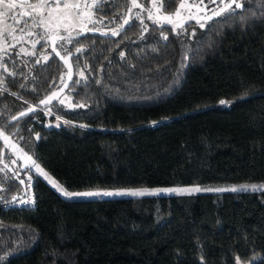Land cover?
<instances>
[{
  "label": "trees",
  "instance_id": "1",
  "mask_svg": "<svg viewBox=\"0 0 264 264\" xmlns=\"http://www.w3.org/2000/svg\"><path fill=\"white\" fill-rule=\"evenodd\" d=\"M157 2L171 12L180 0ZM103 3L94 19L139 14L143 24L131 19L118 35L88 32L66 45L67 102L61 94L47 117L38 108L9 120L61 79L62 63L53 54L6 62L0 264H264V191L68 199L36 175L31 203L11 199L20 177L28 184V165L17 160V176L5 165L16 141L73 189L264 180V0H240L199 30L186 18L180 32L149 20L145 1L128 16L127 0Z\"/></svg>",
  "mask_w": 264,
  "mask_h": 264
},
{
  "label": "snow or ice",
  "instance_id": "2",
  "mask_svg": "<svg viewBox=\"0 0 264 264\" xmlns=\"http://www.w3.org/2000/svg\"><path fill=\"white\" fill-rule=\"evenodd\" d=\"M104 0H99V4H102ZM169 3H173L174 0H168ZM99 4H89L87 0H35V2H31V0H22V3L17 4L15 0H0V40L7 44V47H0V51L3 52L4 56H8L9 52L16 47V44H19L22 40H27L28 37H34L31 41H28L32 44V48L35 49L37 44H41L43 41L45 44L50 43L52 45V51L58 56L61 60H63L66 64L68 63V57L72 55L71 52H68L66 45L73 44L74 41H78V38L84 35L85 32L93 31V28L88 27L89 24L103 23V19H94V12L100 10ZM215 5L216 7L209 9L208 5ZM202 7H197L198 13H203V19L199 16H193L189 13L188 20L195 19L196 23L199 24L201 28H204L208 21H211L215 17H219L222 15L231 14L235 11V9L241 8L243 5L237 0H228L225 3V0H219V4L217 0H208V4H204L203 0H201ZM220 5H223L222 7ZM233 5L235 7H233ZM141 7L136 3V0H132V8ZM185 4L180 3L174 14L164 15L162 17H154L152 12H148V19L152 20L154 24H161L163 26L164 23L173 25V29H179V31H184V26L188 23V20H183L181 17V10L185 9ZM17 8L24 9L23 12H17ZM162 9V5H161ZM161 9H157L160 11ZM132 9H129L131 12ZM208 11L211 14H208ZM16 16H20L21 19H16ZM174 17L176 19H174ZM11 20L12 23H8L7 20ZM131 19L140 20L141 24H143V20L140 15L137 14L135 17H130L129 19H124L123 23L119 24L118 28L120 30L124 29L126 25L131 22ZM23 23V27L18 29L20 35L18 36L17 27L14 25H20ZM39 29V31H37ZM144 31H147V28H144ZM65 33L62 35L61 33ZM75 33V34H74ZM107 35L108 33H103ZM118 30L111 31V35H118ZM194 35V33H193ZM11 39L14 43H8L7 38ZM167 39V37H164ZM57 47L63 49L67 56L61 55L59 51H57ZM83 51L82 48H76V52L79 53ZM36 55L35 51H29L25 47L21 46L16 55ZM123 56V53H121ZM44 61H48L50 59L49 56L43 57ZM0 60H3V57H0ZM36 64H40L41 61L37 59L35 61ZM3 67L4 71H7L6 64L0 65ZM10 75H15V73H10ZM71 65H69L68 76L71 79ZM83 76V73H80ZM78 83V81H77ZM57 96L56 92H53L51 96L47 97L45 100H41L40 104L47 107L49 102ZM60 104H63L64 101L60 100ZM221 104H225V101H220ZM82 107L83 105H78ZM35 111L34 108H29L27 112H21L19 114L20 117L25 115H29L31 112ZM49 115L51 112L48 113ZM17 116H13L12 120H17ZM157 123V122H153ZM0 136L3 137L5 144L8 143L9 137L4 135L3 130H0ZM39 138V137H37ZM13 148L16 146L13 145ZM22 151V149L20 150ZM23 158L26 161L32 160L31 156H28L27 153H24ZM15 163V161H13ZM33 166L36 169V172L40 177L46 179L54 188H56L65 198L72 199L75 197H100V196H120V195H132V196H145V195H155L161 192H175V191H191V192H199L201 189L199 187L192 188L190 190L187 189H127V190H116V191H85V192H70L66 190L61 184L52 179L48 173H46L38 164H35V161L32 162ZM6 167V166H5ZM29 181L32 180V177H28ZM20 183H24L23 180H20ZM211 190V189H208ZM228 189H216V191H223ZM231 191H264V184L261 185H243L239 189L232 188ZM16 198H13V202H15ZM27 203L28 201H23Z\"/></svg>",
  "mask_w": 264,
  "mask_h": 264
},
{
  "label": "rangeland",
  "instance_id": "3",
  "mask_svg": "<svg viewBox=\"0 0 264 264\" xmlns=\"http://www.w3.org/2000/svg\"><path fill=\"white\" fill-rule=\"evenodd\" d=\"M20 1H22V0H20ZM144 1H145V6H144V10L143 11L145 12L146 15H148V12L149 11L152 12V14H153L154 17H162L164 15L174 14L176 12L177 8L179 7V4L180 3H183L186 6L185 9H182L181 10V17L183 18V20H185L186 18L189 17V13H191L193 16H199L201 19L204 18L202 12L201 13H198L197 12V7H202L201 0H180L178 6L173 11H171V12L162 11V10L157 11V9H160L157 0H144ZM92 2H93V0H88V3L89 4H92ZM217 2H218V0H217ZM237 2L240 3V0H237ZM136 3L138 4V0H136ZM203 3L204 4H208V0H203ZM208 7H209V9H212V8L215 7V5H210L209 4ZM233 7H235V6L233 5ZM20 9L22 11H24V9H22V8H20ZM210 13L211 12L208 11V14H210ZM174 19H176V18L174 17ZM200 28L201 27L199 26V24L196 23L195 26L191 27V31L192 30H199ZM176 30H178V32H180L179 29H176ZM60 99L61 100L63 99L64 101L67 102V97H66L65 93H63L61 95ZM41 109H42V113L46 117L49 115L48 113L51 112L50 111V108L48 106L47 107H45V106L44 107H41ZM56 119H60V118L59 117H56ZM44 124L45 125L47 124L46 121L44 122ZM13 145H15L16 147L13 148L12 147ZM12 146H11V156H10L9 161L11 163H13V161L19 160V163H20L21 166L28 165L27 168H30L31 171H32L31 177L36 176V175H39L36 172V169L33 166V163L32 162L35 161V164H38V165H40V164L36 160H34L33 158L30 161H26L23 158L24 153L22 151H20L21 148L19 147V144H18L17 141L16 142H13ZM40 167L46 173H48V175L52 179H54L55 181H57L59 184H61L63 187H65L66 190H68L70 192L116 191V190H127V189H132V190H135V189H149V190H154V189H177V190L187 189V190H190V189L195 188V187H199L201 190H208V189L216 190V189H232V188L239 189L243 185H261V184H264V180H263V181H246V182L200 183V184H154V185L139 184V185L122 186V187H91V188H75V189H73V188H68L62 181H60L57 178H55L54 176H52L41 165H40ZM25 171L26 170L23 171V174L25 173ZM28 177H27L28 184L26 185L25 193L20 198L16 199L15 200V203L22 204V203H24L23 201H28L27 203H31V201H32V194H31V186H30V183H29L30 181H29ZM50 185L52 186V184H50ZM181 192H191V191L161 192L159 194H163V193H181ZM235 263L236 264H249L250 263V259H248V260H242V259L236 257L235 258Z\"/></svg>",
  "mask_w": 264,
  "mask_h": 264
},
{
  "label": "flooded vegetation",
  "instance_id": "4",
  "mask_svg": "<svg viewBox=\"0 0 264 264\" xmlns=\"http://www.w3.org/2000/svg\"><path fill=\"white\" fill-rule=\"evenodd\" d=\"M35 0H31V2H34ZM15 2L17 3V2H22V1H20V0H15ZM87 2H88V0H87ZM127 2H128V4H129V7L128 8H126V11H127V16H128V13H130L129 12V9H132V13L133 14H135V9H138L139 11H142L143 10V8H142V3L144 2V0H138V5H140L141 7H137V8H132V0H127ZM92 4H99V0H93V2H92ZM102 4H104V3H102ZM102 4H99V6H102ZM144 7V6H143ZM16 11L17 12H23L20 8H17L16 9ZM148 16V15H147ZM16 19H21V17L20 16H16ZM103 19V23H96V24H89L88 25V27H90V28H93L94 30L93 31H90V33H97V34H99V35H104L103 33H108L107 35L108 36H113V35H111V31H113V30H118V31H120V29L118 28V26H119V24H121V23H123V21H119V19H118V17H115V18H108V19H105V18H102ZM7 22L8 23H12V21L9 19V20H7ZM15 27H17V35L19 36L20 35V33H19V31H18V29L20 28V27H23L24 25H23V23H21L20 25H14ZM37 31H39V29H37ZM85 33H88V32H85ZM84 33V34H85ZM65 33H63L62 32V35H64ZM75 34V33H74ZM32 39H34V37H28L27 38V40L25 41V40H22L19 44H16V47L14 48V49H12L10 52H9V54H8V56H4V54H3V52L2 51H0V57H3V60H0V65H4V64H6V62L7 61H17L18 63H21L22 61H24V60H26V61H24V62H28L29 60H31V61H33V62H35L37 59H39V60H44L43 59V57L44 56H48L49 54H53V55H55L54 54V52L52 51V49L50 48V45H49V43H47V44H45L43 41V49H42V51H40L39 50V47H40V44H37L36 45V48L35 49H33L32 48V44L30 43V42H28V41H31ZM7 40H8V43H14L13 41H11V39H10V37L9 38H7ZM21 46H23V47H25L26 49H28L30 52L31 51H35V53H36V55H28L27 57H24L23 58V54H21V55H16V53L19 51V48L21 47ZM0 47H7V44H4V42L2 41V40H0ZM58 48V47H57ZM59 49V48H58ZM59 51L60 52H62V53H65V51L64 50H60L59 49ZM68 51H72V50H68ZM73 53H74V51H73ZM57 58V57H56ZM7 66V65H6ZM8 67V66H7ZM63 69H64V67H63ZM64 71H65V69H64ZM6 76H8V74H7V71L5 72L4 71V69H3V67L2 66H0V89H6V86H5V78H6ZM63 76H64V72H63V74H62V76H61V79L55 84V85H53L51 88H53V87H55V86H57L60 82H61V80L63 79ZM19 77H21L20 75L18 76V78ZM66 90V89H65ZM49 91V90H48ZM65 92V91H64ZM63 92V93H64ZM62 93V94H63ZM50 105V104H49ZM48 106V105H47ZM44 107V106H43ZM39 108H41V107H39ZM19 119V118H18ZM2 152H3V149H1V155H2ZM10 156H11V154H10ZM10 156H9V159H10ZM1 161L5 164V162H4V160L1 158ZM16 162L17 161H15V163H9V164H5L11 171H13L14 172V174L17 176V175H19L20 174V170H19V168H17L18 166H17V164H16ZM11 164H13L14 166H16L14 169L11 167ZM20 165V164H19ZM20 178H23V176L22 177H20ZM20 178H19V180H20ZM24 179V178H23ZM25 181V180H24ZM22 184V183H21ZM25 184H26V181H25ZM26 186V185H25ZM20 198V197H19ZM18 199V198H17Z\"/></svg>",
  "mask_w": 264,
  "mask_h": 264
},
{
  "label": "water",
  "instance_id": "5",
  "mask_svg": "<svg viewBox=\"0 0 264 264\" xmlns=\"http://www.w3.org/2000/svg\"><path fill=\"white\" fill-rule=\"evenodd\" d=\"M34 2H35V1H34ZM227 2H228V0H227L225 3H227ZM20 3H22V2H17V4H20ZM222 6H223V5H221V7H222ZM61 34H62V33H61ZM49 45H50V48L52 49V45H51L50 43H49ZM56 50L59 51L58 48H57ZM59 52H60V51H59ZM68 52H71L72 55H73V51H68ZM54 54H55V53H54ZM60 54H61V55H65V56H67V53H66V52H65V53L60 52ZM72 55H71L70 57H68V63H67V64H66L63 60H61L58 56L55 55V56L57 57V59L62 63V65H63V67H64V69H65V71H64V76H63V79L61 80V82H60L57 86H55V87L51 88L49 91H47V92H46L45 94H43L41 97H39L35 103H30L29 105L25 106V107L22 108L21 110L17 111V112L14 113L13 115H11V117L9 118V120L12 121V117H13V116H17L18 118H21V117L19 116V114H20L21 112H27L29 108H34L35 111H36L39 107H43V105L40 104V101H41V100H45L47 97L51 96L53 92H56V93H57V96H56L55 98H53V99L49 102V104H51L53 101H55V100H57V99L59 98V96L65 91V89L68 87V85L70 84V82H71V80H72V78H73L74 67H73L72 60H71ZM69 65H71V73H72V75H71V79H69V76H68ZM49 104H48V105H49ZM20 180H23V181H24L23 178H20ZM25 189H26V186H25V181H24V183H22L21 191H20L18 194H14V195L11 197V199H13L14 197L17 199L18 197L22 196V195L25 193Z\"/></svg>",
  "mask_w": 264,
  "mask_h": 264
},
{
  "label": "built area",
  "instance_id": "6",
  "mask_svg": "<svg viewBox=\"0 0 264 264\" xmlns=\"http://www.w3.org/2000/svg\"><path fill=\"white\" fill-rule=\"evenodd\" d=\"M31 174H32L31 169H30V168H27L26 171H25V173H24L23 175H24V177L27 179V177H28V176H31ZM27 183H28V182H27Z\"/></svg>",
  "mask_w": 264,
  "mask_h": 264
}]
</instances>
